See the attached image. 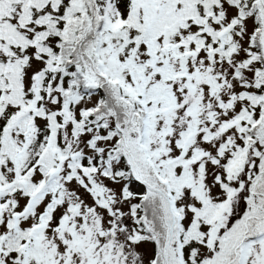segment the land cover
<instances>
[{"label":"snow or ice","instance_id":"snow-or-ice-1","mask_svg":"<svg viewBox=\"0 0 264 264\" xmlns=\"http://www.w3.org/2000/svg\"><path fill=\"white\" fill-rule=\"evenodd\" d=\"M0 264H264V0H0Z\"/></svg>","mask_w":264,"mask_h":264}]
</instances>
